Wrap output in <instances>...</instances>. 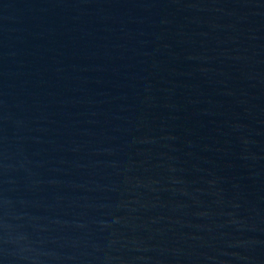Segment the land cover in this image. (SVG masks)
<instances>
[{"label": "water", "instance_id": "obj_1", "mask_svg": "<svg viewBox=\"0 0 264 264\" xmlns=\"http://www.w3.org/2000/svg\"><path fill=\"white\" fill-rule=\"evenodd\" d=\"M0 264H264V0H0Z\"/></svg>", "mask_w": 264, "mask_h": 264}]
</instances>
